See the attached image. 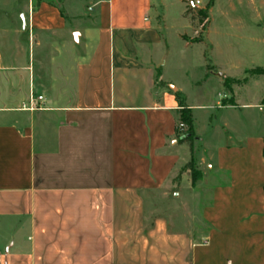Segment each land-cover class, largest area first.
<instances>
[{"label":"crops","instance_id":"crops-1","mask_svg":"<svg viewBox=\"0 0 264 264\" xmlns=\"http://www.w3.org/2000/svg\"><path fill=\"white\" fill-rule=\"evenodd\" d=\"M189 1L31 3L0 54V264H264V0Z\"/></svg>","mask_w":264,"mask_h":264},{"label":"rangeland","instance_id":"rangeland-1","mask_svg":"<svg viewBox=\"0 0 264 264\" xmlns=\"http://www.w3.org/2000/svg\"><path fill=\"white\" fill-rule=\"evenodd\" d=\"M190 1L198 8V3H196L195 0ZM32 2L34 5L36 0H0V54L1 51L7 50H9L10 53H14L17 52L19 48L26 47L27 43L24 41L26 26L23 27V21H26ZM206 7L207 5H205V9H203L205 13H207ZM174 45L177 46L175 40ZM187 169H189L187 173L188 176H190L193 182L196 181L198 179L197 174L192 172V170H196L194 163L189 164ZM183 171L177 175L179 178L181 175L184 176L185 173ZM175 186L176 185H173L172 188L169 189V197H173V192L178 189L177 186ZM208 194L209 189L206 185L198 187L195 192L194 208H192V210H194L196 214L195 220L199 228H204L205 224L198 218V209L200 205L206 202Z\"/></svg>","mask_w":264,"mask_h":264},{"label":"trees","instance_id":"trees-1","mask_svg":"<svg viewBox=\"0 0 264 264\" xmlns=\"http://www.w3.org/2000/svg\"><path fill=\"white\" fill-rule=\"evenodd\" d=\"M48 2L52 3V4H55L57 6H59V8H61L62 12H63V8H62V5H61V0H47ZM210 2V0H209ZM197 12L200 14L201 17H204L206 15V13L204 12L203 9H198ZM253 71H260L262 72L263 70H253ZM176 96L178 98H180V94L177 92L176 93ZM183 122L185 125H186V128L184 130V135H180L179 136V133H178V129H177V126H176V133H177V137H178V140H184V139H187V138H193L195 136L194 134V130H193V122H192V113H191V109L183 104H180V108L177 109V122ZM192 172L195 174L197 173V171L195 170H192ZM192 183H194L192 181Z\"/></svg>","mask_w":264,"mask_h":264},{"label":"built area","instance_id":"built-area-1","mask_svg":"<svg viewBox=\"0 0 264 264\" xmlns=\"http://www.w3.org/2000/svg\"><path fill=\"white\" fill-rule=\"evenodd\" d=\"M195 2L196 3H199V1L198 0H195ZM37 98L40 100V99H42V95H38L37 96ZM177 129H178V133H179V136L181 135H184V130H185V128H186V125L183 123V122H181V121H179V122H177Z\"/></svg>","mask_w":264,"mask_h":264},{"label":"water","instance_id":"water-1","mask_svg":"<svg viewBox=\"0 0 264 264\" xmlns=\"http://www.w3.org/2000/svg\"><path fill=\"white\" fill-rule=\"evenodd\" d=\"M190 6L194 7L195 9H197V7L194 5V3L192 1H189Z\"/></svg>","mask_w":264,"mask_h":264}]
</instances>
